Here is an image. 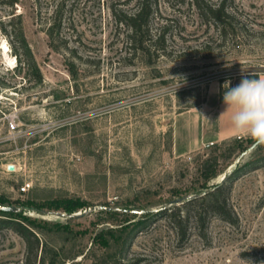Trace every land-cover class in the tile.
Instances as JSON below:
<instances>
[{
  "label": "rangeland",
  "instance_id": "obj_1",
  "mask_svg": "<svg viewBox=\"0 0 264 264\" xmlns=\"http://www.w3.org/2000/svg\"><path fill=\"white\" fill-rule=\"evenodd\" d=\"M152 1L150 36L165 27L164 48L143 54L111 11L135 0H0V197L23 208L15 216L35 223L55 264H264V146L202 136L204 101L264 72V0H226L224 33L194 0ZM9 23L41 80L20 66ZM207 157L218 169L208 185L232 181L236 220L211 215L178 241L150 212L205 191ZM25 250L0 227V264H23Z\"/></svg>",
  "mask_w": 264,
  "mask_h": 264
},
{
  "label": "trees",
  "instance_id": "obj_2",
  "mask_svg": "<svg viewBox=\"0 0 264 264\" xmlns=\"http://www.w3.org/2000/svg\"><path fill=\"white\" fill-rule=\"evenodd\" d=\"M13 2V1H12ZM136 7L133 11H125L121 8H113L112 14L117 24L126 26L128 30V43L134 52L145 54L151 46H156L163 50L165 27H162L155 38L152 39L149 31V22L153 13L152 0H135ZM193 3L199 11L206 15L208 19L217 24L220 33H224L230 11L226 0H219L215 3L203 2L194 0ZM58 10V8L56 9ZM61 20L56 15L52 18L46 32L51 38L50 46L57 49L53 45L54 31H59ZM7 36L12 41V49L18 57L20 66L27 70H34L41 80V75L35 59L25 42L24 38L13 39L15 28L12 23H9ZM257 77V76H255ZM223 96L221 95L220 98ZM241 150H245L246 146L240 145ZM199 175L202 178L199 184L200 188H206L205 191L198 190L191 194H183L179 197H184L183 202L179 204L163 205L162 207L151 211L150 213L155 219L163 218L174 231L178 241H184L188 238L189 227L192 223L198 230L199 234H203L206 228L208 219L211 215H217L219 218L233 223L236 220V215L230 204V192L232 189V181L229 176H225L222 181L208 185L207 183L218 174L216 158L207 157L200 162ZM179 195V194H176ZM6 199L0 197V203H4ZM12 205V204H10ZM18 211H0L4 212L8 218L0 219V227H7L19 234L25 242V260L23 264H55L56 255L44 243L41 242L36 231L33 229L35 223L26 216L24 219L17 218L15 215L23 213V208ZM70 214V213H68ZM51 250V257H47V251Z\"/></svg>",
  "mask_w": 264,
  "mask_h": 264
},
{
  "label": "clouds",
  "instance_id": "obj_3",
  "mask_svg": "<svg viewBox=\"0 0 264 264\" xmlns=\"http://www.w3.org/2000/svg\"><path fill=\"white\" fill-rule=\"evenodd\" d=\"M222 87L234 130L250 137L256 146H264V76L244 78L236 87L225 82Z\"/></svg>",
  "mask_w": 264,
  "mask_h": 264
},
{
  "label": "crops",
  "instance_id": "obj_4",
  "mask_svg": "<svg viewBox=\"0 0 264 264\" xmlns=\"http://www.w3.org/2000/svg\"><path fill=\"white\" fill-rule=\"evenodd\" d=\"M264 76V72L258 74L256 78ZM203 108L207 113L203 117V124L207 129L202 132V136L211 137L215 140L230 138L238 135H245L237 133L231 123V111H226L227 106L223 101V97L216 92L212 93L203 103ZM225 112V113H224ZM224 113L222 116L221 114ZM213 117V121L210 118ZM207 120V121H206Z\"/></svg>",
  "mask_w": 264,
  "mask_h": 264
},
{
  "label": "water",
  "instance_id": "obj_5",
  "mask_svg": "<svg viewBox=\"0 0 264 264\" xmlns=\"http://www.w3.org/2000/svg\"><path fill=\"white\" fill-rule=\"evenodd\" d=\"M254 147H256V144L253 142L249 147H248V150H251L253 149ZM7 168L12 170L14 169V164L12 163H9L7 165ZM224 178V177H223ZM223 178H221V181L223 180ZM190 196H194L193 194H191ZM184 200V197H179V198H175V199H172L169 203L170 204H179L181 202H183ZM169 204V205H170ZM102 208H108L104 205H101ZM20 209V207H16L14 205H10V204H5V203H0V211H4V212H7V211H18ZM124 210H127V211H131L133 209H124ZM61 214H65V213H61Z\"/></svg>",
  "mask_w": 264,
  "mask_h": 264
},
{
  "label": "built area",
  "instance_id": "obj_6",
  "mask_svg": "<svg viewBox=\"0 0 264 264\" xmlns=\"http://www.w3.org/2000/svg\"><path fill=\"white\" fill-rule=\"evenodd\" d=\"M238 136H241V135H238ZM29 186H30V183H28V182L22 184L20 186V191H22V192L26 191L29 188Z\"/></svg>",
  "mask_w": 264,
  "mask_h": 264
},
{
  "label": "bare ground",
  "instance_id": "obj_7",
  "mask_svg": "<svg viewBox=\"0 0 264 264\" xmlns=\"http://www.w3.org/2000/svg\"><path fill=\"white\" fill-rule=\"evenodd\" d=\"M10 62V61H9Z\"/></svg>",
  "mask_w": 264,
  "mask_h": 264
}]
</instances>
